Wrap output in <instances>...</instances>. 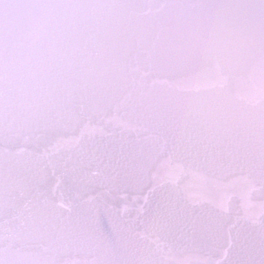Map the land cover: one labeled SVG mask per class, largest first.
Masks as SVG:
<instances>
[{
    "label": "snow or ice",
    "instance_id": "snow-or-ice-1",
    "mask_svg": "<svg viewBox=\"0 0 264 264\" xmlns=\"http://www.w3.org/2000/svg\"><path fill=\"white\" fill-rule=\"evenodd\" d=\"M154 62L213 99L145 106L92 168ZM257 185L264 0H0V264H264Z\"/></svg>",
    "mask_w": 264,
    "mask_h": 264
},
{
    "label": "water",
    "instance_id": "water-1",
    "mask_svg": "<svg viewBox=\"0 0 264 264\" xmlns=\"http://www.w3.org/2000/svg\"><path fill=\"white\" fill-rule=\"evenodd\" d=\"M161 22L159 16L151 17L145 20L146 24L158 25ZM149 71L161 73L159 83L149 90L137 89L133 95V102L126 110L125 119L130 121L127 128L117 133L115 137L105 136L103 139L96 141L91 147L92 151L97 154L98 159L92 162V168H99L101 172L108 166V153L118 148L120 144H134L139 139V133L145 128L149 121L142 115L144 107L152 105L153 107H162L166 103H189L196 100H212L213 93H186L174 90L167 78L162 74V66L158 62H154L148 66ZM223 175H228V171L224 170ZM197 193H194V195ZM249 196L254 204L259 206L264 203V191H261L257 185L255 191L249 192Z\"/></svg>",
    "mask_w": 264,
    "mask_h": 264
}]
</instances>
